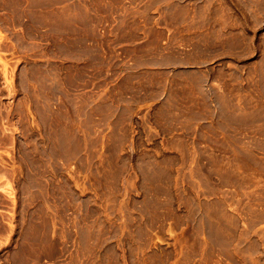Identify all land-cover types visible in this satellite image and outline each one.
<instances>
[{"label":"rangeland","instance_id":"374dc122","mask_svg":"<svg viewBox=\"0 0 264 264\" xmlns=\"http://www.w3.org/2000/svg\"><path fill=\"white\" fill-rule=\"evenodd\" d=\"M0 264H264V0H0Z\"/></svg>","mask_w":264,"mask_h":264},{"label":"crops","instance_id":"0c3cea01","mask_svg":"<svg viewBox=\"0 0 264 264\" xmlns=\"http://www.w3.org/2000/svg\"><path fill=\"white\" fill-rule=\"evenodd\" d=\"M85 27L87 32L90 33L93 42L98 36V26L97 23L94 22V17H88Z\"/></svg>","mask_w":264,"mask_h":264}]
</instances>
